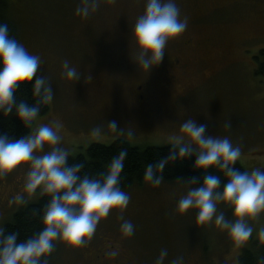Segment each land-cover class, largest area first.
<instances>
[{
	"label": "rangeland",
	"instance_id": "rangeland-1",
	"mask_svg": "<svg viewBox=\"0 0 264 264\" xmlns=\"http://www.w3.org/2000/svg\"><path fill=\"white\" fill-rule=\"evenodd\" d=\"M9 3L21 44L40 56L38 74L47 76L54 91L49 112L33 122L29 134L41 125L59 123L61 145L75 155L91 143L109 145L115 139L140 148L167 146L185 120L195 119L207 126V135L227 137L241 148L239 162L245 170L264 168V77L257 74L255 59L264 47V0H176L181 19L188 20L178 39L193 42L176 47L189 60L177 81L164 80L161 90L166 89L170 99L180 93L184 97L176 105L166 101L169 117L152 118L131 103L145 74L135 63L132 36L145 0H105L87 19L75 15L80 0ZM64 60L77 68L78 81L62 75ZM113 120L123 134L108 127ZM97 126L102 132L94 136ZM129 130L132 136L127 135ZM49 150L46 145L44 152ZM28 171V165L22 164L0 177L2 228L21 207L43 194L39 188L34 193L25 191ZM191 187L167 181L157 187L147 182L132 187L125 191L131 199L123 212L135 227L131 237L121 233V213L113 209L86 245L74 247L58 240L48 264H94L102 254L121 264L126 259L130 264H155L162 249L168 251L164 264L177 257H183L184 264H239L246 242L238 244L214 222L198 225L196 210L184 214L176 210L178 200ZM19 195L24 204L11 203ZM217 211L235 219L223 203ZM247 222L253 239H264L260 236L264 213ZM110 246L118 252L116 257L108 255Z\"/></svg>",
	"mask_w": 264,
	"mask_h": 264
},
{
	"label": "clouds",
	"instance_id": "clouds-1",
	"mask_svg": "<svg viewBox=\"0 0 264 264\" xmlns=\"http://www.w3.org/2000/svg\"><path fill=\"white\" fill-rule=\"evenodd\" d=\"M103 2L105 0H80L75 15L87 19ZM187 25V17L181 19L176 0H145L144 11L132 29L137 48L136 65L149 72L160 64L167 43L178 39ZM61 67L66 79H80L77 68L69 61L64 60ZM40 68V56L30 54L10 35L9 26L0 23V114L5 117L14 114L29 129L54 96L47 76L38 74ZM29 83L32 84L34 103L17 102L15 94L18 89ZM60 127L56 122L41 125L35 134L19 139L0 133V177L26 164L29 171L25 191L34 193L39 188L50 197L43 209L42 229L28 239L18 241V232L6 234L0 227V264H42L41 258L51 255L58 240L74 247L84 246L93 238L101 219L113 209L121 213L123 236L134 234V225L123 217L131 198L120 187L127 149L113 156L106 170L97 176L81 175L83 164H69L70 154L61 145ZM108 127L118 135L123 134L114 120L108 122ZM101 132L99 126L92 130L94 136ZM206 133L205 124L195 119L185 120L180 125L179 134L166 143L171 145L169 154L155 163H148L142 179L157 187L164 181L162 173L166 165L195 156L194 168L203 170L205 175L202 183L198 177L186 181L195 187L189 188L178 200L176 210L181 214L196 210L198 225L214 222L232 240L243 243L253 234L248 219H256L264 213V168H255L251 172L235 168L242 155L241 148L234 146L227 137ZM127 135L132 136V131L129 130ZM46 145L50 150L44 152ZM209 169L223 172L226 178L223 187L220 176L209 174ZM11 203L23 205L24 197L16 196ZM220 203L231 208L234 220L227 219L223 212L218 213ZM260 236L264 237V229L260 230ZM108 255L116 257L118 252L111 251ZM167 256V249H162L155 264H164ZM171 264H184V258L177 257ZM258 264H264V257L258 260Z\"/></svg>",
	"mask_w": 264,
	"mask_h": 264
},
{
	"label": "trees",
	"instance_id": "trees-1",
	"mask_svg": "<svg viewBox=\"0 0 264 264\" xmlns=\"http://www.w3.org/2000/svg\"><path fill=\"white\" fill-rule=\"evenodd\" d=\"M9 2L10 0H0V23H6L9 26L10 35L21 43L17 26L11 15ZM255 59L257 61V74L264 77V47L259 50ZM15 96L17 102L25 100L29 104L34 103V98L32 97V84L22 85ZM49 109L50 104L41 109L38 117L47 114ZM30 131L31 129L26 128L14 114L7 117L0 114V133H5L13 139H19L28 135ZM170 148L171 145L140 148L132 146L122 139H115L109 145L94 142L89 144L84 151L75 155H70L69 164L81 163L84 166L81 170V175L97 176L106 170L113 156L117 155L122 149H127V157L124 161V170L121 173L120 184L122 191L125 192L132 187L142 186L145 183L142 179L145 166L148 163H155L159 159L166 157L169 154ZM194 161L195 156L169 163L162 173L164 181L187 183L186 181L190 178L198 177L201 178L200 183H202V177L205 173L203 170L194 168ZM234 167L242 172L245 171V168L239 161L236 162ZM208 172L209 174L220 176L221 187H223V184L226 183L223 172L218 169H209ZM190 186L195 187V185ZM196 186H199V184ZM49 199V196L42 194L38 201L21 207L13 214L11 220L4 225L3 228L5 229V233L18 232V241H23L36 232H39L43 227V209ZM245 242L246 246L242 248L238 263L258 264V260L264 257V239H253L251 236L249 240ZM56 245L57 241L55 242L54 250ZM53 253L54 251L46 258H41L42 264H45V261L46 264H48Z\"/></svg>",
	"mask_w": 264,
	"mask_h": 264
},
{
	"label": "flooded vegetation",
	"instance_id": "flooded-vegetation-1",
	"mask_svg": "<svg viewBox=\"0 0 264 264\" xmlns=\"http://www.w3.org/2000/svg\"><path fill=\"white\" fill-rule=\"evenodd\" d=\"M192 42L193 39L187 38L182 41V43L179 39L170 40L167 43L162 62L154 66L149 72L145 70L143 80L136 86L137 92L131 100L132 106H134L136 110L148 115L150 118L154 116L169 117V112L167 111L168 103L166 101L176 105L179 99L184 96L180 93L177 97H172L170 99V96L166 94L167 90H161L163 87L161 84L164 80L169 83L177 81L179 71L187 65L186 61L189 59L183 56L176 47L179 44H181L182 47L189 46ZM106 250L111 252L114 250V247L110 246ZM99 258L100 259L95 260L96 263L94 264L102 263L103 259H105V254L100 255ZM105 264H121V262L116 259L108 258L105 259ZM123 264H130L129 259H126V262Z\"/></svg>",
	"mask_w": 264,
	"mask_h": 264
}]
</instances>
